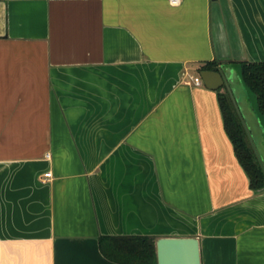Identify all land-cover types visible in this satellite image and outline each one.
Masks as SVG:
<instances>
[{
	"label": "crops",
	"instance_id": "0c3cea01",
	"mask_svg": "<svg viewBox=\"0 0 264 264\" xmlns=\"http://www.w3.org/2000/svg\"><path fill=\"white\" fill-rule=\"evenodd\" d=\"M241 63H264V0H0V264H117L111 237L264 264V189L225 90L194 84Z\"/></svg>",
	"mask_w": 264,
	"mask_h": 264
},
{
	"label": "trees",
	"instance_id": "16d2710c",
	"mask_svg": "<svg viewBox=\"0 0 264 264\" xmlns=\"http://www.w3.org/2000/svg\"><path fill=\"white\" fill-rule=\"evenodd\" d=\"M206 70H217L212 65ZM238 75L247 89L256 95L257 108L264 117V63H241ZM227 132L234 144L237 157L245 169L253 190L264 189V168L257 159L246 129L233 104L224 95L220 96ZM103 254L117 264H153L155 250L147 238L111 237L101 240Z\"/></svg>",
	"mask_w": 264,
	"mask_h": 264
},
{
	"label": "water",
	"instance_id": "95a60500",
	"mask_svg": "<svg viewBox=\"0 0 264 264\" xmlns=\"http://www.w3.org/2000/svg\"><path fill=\"white\" fill-rule=\"evenodd\" d=\"M232 78L233 71L228 73L221 69L201 72V79L204 85L213 91L221 89L224 85L227 86ZM243 119L248 126L247 118L243 116ZM249 130L253 136V131L250 128ZM150 244L157 249L159 264H201L199 241L196 238L161 239L156 244L150 241Z\"/></svg>",
	"mask_w": 264,
	"mask_h": 264
},
{
	"label": "rangeland",
	"instance_id": "374dc122",
	"mask_svg": "<svg viewBox=\"0 0 264 264\" xmlns=\"http://www.w3.org/2000/svg\"><path fill=\"white\" fill-rule=\"evenodd\" d=\"M230 86L233 94L230 93L231 91H225L222 95L233 104L235 110L241 116L245 129H247V126L243 116L247 118L248 126L253 131V139L258 145V152H255L257 159L264 168V134L262 133V130H264V117L258 111L256 95L247 89L237 71H233Z\"/></svg>",
	"mask_w": 264,
	"mask_h": 264
},
{
	"label": "built area",
	"instance_id": "2783aa9c",
	"mask_svg": "<svg viewBox=\"0 0 264 264\" xmlns=\"http://www.w3.org/2000/svg\"><path fill=\"white\" fill-rule=\"evenodd\" d=\"M170 3L172 4V5H179L180 3H181V0H170ZM203 82H202V80H201V78L200 77H197V78H194V84L196 85V86H200L201 84H202ZM45 178H47V179H51L52 178V173H47V174H45Z\"/></svg>",
	"mask_w": 264,
	"mask_h": 264
},
{
	"label": "flooded vegetation",
	"instance_id": "af4514ba",
	"mask_svg": "<svg viewBox=\"0 0 264 264\" xmlns=\"http://www.w3.org/2000/svg\"><path fill=\"white\" fill-rule=\"evenodd\" d=\"M230 87H231V86H230V83H229L227 86L224 85L221 89H224L225 91H228V92L231 91L230 93L233 94L232 90H230V89H231ZM230 93H229V94H230ZM231 94H230V95H231Z\"/></svg>",
	"mask_w": 264,
	"mask_h": 264
}]
</instances>
